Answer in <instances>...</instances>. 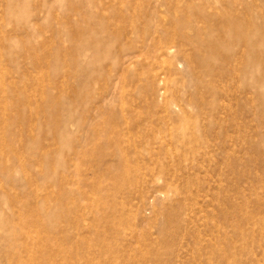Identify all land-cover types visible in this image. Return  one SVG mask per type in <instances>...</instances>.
I'll use <instances>...</instances> for the list:
<instances>
[{"label":"rangeland","instance_id":"1","mask_svg":"<svg viewBox=\"0 0 264 264\" xmlns=\"http://www.w3.org/2000/svg\"><path fill=\"white\" fill-rule=\"evenodd\" d=\"M0 264H264V0H0Z\"/></svg>","mask_w":264,"mask_h":264},{"label":"bare ground","instance_id":"2","mask_svg":"<svg viewBox=\"0 0 264 264\" xmlns=\"http://www.w3.org/2000/svg\"><path fill=\"white\" fill-rule=\"evenodd\" d=\"M175 34L178 36V32H175Z\"/></svg>","mask_w":264,"mask_h":264}]
</instances>
